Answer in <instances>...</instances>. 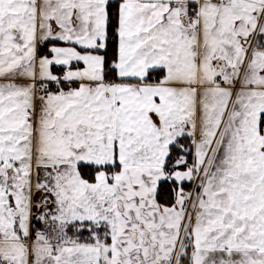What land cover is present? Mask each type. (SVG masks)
<instances>
[{
    "label": "snow or ice",
    "instance_id": "obj_1",
    "mask_svg": "<svg viewBox=\"0 0 264 264\" xmlns=\"http://www.w3.org/2000/svg\"><path fill=\"white\" fill-rule=\"evenodd\" d=\"M0 264H264V0H0Z\"/></svg>",
    "mask_w": 264,
    "mask_h": 264
}]
</instances>
